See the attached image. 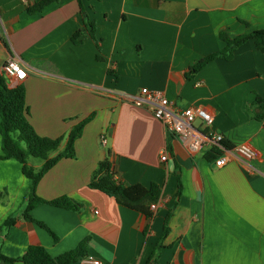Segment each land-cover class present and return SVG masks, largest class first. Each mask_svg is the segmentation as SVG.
<instances>
[{
  "label": "crops",
  "instance_id": "1",
  "mask_svg": "<svg viewBox=\"0 0 264 264\" xmlns=\"http://www.w3.org/2000/svg\"><path fill=\"white\" fill-rule=\"evenodd\" d=\"M82 2L100 50L84 30L76 0H56L31 15L23 0H0V37L11 51L0 40V69L12 56L26 70L20 82L35 132L63 136L95 111L74 142L75 157L58 160L36 187L44 199L68 196L82 204L79 211L49 204L30 211L58 240L19 215L30 179L15 158L0 159V191L6 192L0 223L19 210L1 252L18 257L40 244L57 256L89 237L86 258L147 264L164 216L177 201L157 264H264V124L248 108L256 94L264 96V53L249 40L232 60L217 58L185 76L199 59L224 48L221 32L234 37L264 29V0ZM76 30L82 31L79 44L70 40ZM142 87L162 91L179 107L202 106L213 114L214 130L232 144L251 140L261 158L234 157L215 167L202 153L189 155L150 111L128 101ZM164 149L168 158L161 161ZM105 157L127 183L158 184L160 204L152 218L88 187ZM43 162L28 163L39 168Z\"/></svg>",
  "mask_w": 264,
  "mask_h": 264
},
{
  "label": "trees",
  "instance_id": "2",
  "mask_svg": "<svg viewBox=\"0 0 264 264\" xmlns=\"http://www.w3.org/2000/svg\"><path fill=\"white\" fill-rule=\"evenodd\" d=\"M54 1L56 0H26L24 2V11L30 15L35 14L41 12L48 4ZM76 1L82 17L84 30L96 42V46L100 50L98 39L95 35V23L90 20L82 0ZM243 23L247 24L246 22ZM81 33V30H76L71 35L70 40L73 44L80 43L79 36ZM220 38L225 42L224 48L207 54L190 66L185 73L186 78L191 77L207 63L217 58L227 61L232 60L235 50L249 40H253L255 48L264 53V29L251 30L234 37H229L224 32H221ZM0 40L11 54L6 39L0 37ZM95 58L96 60H102L103 57L97 53ZM110 72L108 70V73ZM25 96L24 84L17 82L12 86L9 85L0 69V135L2 149L0 159L15 158L21 163L22 173L30 179V185L23 196L19 215L25 220L34 222L45 229L56 241L58 240L57 235L44 222L34 219L30 211L34 207L42 204L79 211L82 208V204L68 196H59L50 200L44 199L37 194L36 187L41 177L58 160L61 158L75 157L74 142L80 137L84 125L94 117L95 111L73 125L63 136L56 138L40 136L35 132L28 120L29 108L26 105ZM248 108L253 118L262 121L264 124V96L256 94ZM62 142H64V145L60 148ZM221 143L227 148L233 146L227 139L222 140ZM219 153L217 149H213L204 153V158L208 161H213ZM30 157L42 159L44 162L41 167L34 168L28 163ZM88 187L114 198L119 204L142 213L146 218H152L153 211L150 209V204L158 202L161 196V189L154 182L146 187L140 183L130 184L124 181L113 168L107 157L97 162L91 174ZM180 194L181 183L178 182L176 196L179 197ZM5 197L6 192L0 191V202H3ZM176 204L177 201L173 203L172 207L164 216L162 230L147 258V264H157L160 250L165 247L163 241L170 231L169 221ZM19 215L18 213L11 214L0 223V264H14L15 262H21L23 264H72L87 256L89 237H84L74 248L57 256L50 255L40 244L29 245L25 252L18 257L4 255L1 252L3 237L9 228L15 224Z\"/></svg>",
  "mask_w": 264,
  "mask_h": 264
},
{
  "label": "built area",
  "instance_id": "3",
  "mask_svg": "<svg viewBox=\"0 0 264 264\" xmlns=\"http://www.w3.org/2000/svg\"><path fill=\"white\" fill-rule=\"evenodd\" d=\"M1 70L11 86L27 76V72L19 64V60L12 56L4 62ZM128 101L137 107L150 111L161 122L164 130L174 135L182 143L189 155L204 154L207 151L217 149L220 153L213 160L215 167L226 165L234 157L251 161L262 156L260 148L251 140L237 142L231 148L225 147L221 142L226 138L212 127L213 114L202 106L179 107L162 91L147 87H142L137 93L129 95ZM197 119L201 122L200 127L194 126ZM100 142L103 145L106 143L103 134L100 135ZM167 158L168 151L164 149L160 160L164 161ZM159 204L160 200L151 203L150 209L156 211ZM83 259L90 264L100 263L98 259L86 257Z\"/></svg>",
  "mask_w": 264,
  "mask_h": 264
},
{
  "label": "rangeland",
  "instance_id": "4",
  "mask_svg": "<svg viewBox=\"0 0 264 264\" xmlns=\"http://www.w3.org/2000/svg\"><path fill=\"white\" fill-rule=\"evenodd\" d=\"M199 120L197 119L196 121H195V125H199ZM32 160H39V158H34V157H30L29 159H28V162L29 161H32ZM0 203H4V201L3 202H0ZM22 207V206H21ZM21 209V208H20ZM17 211H19V210H16L15 212H13L12 214H15V213H17ZM11 215V214H10Z\"/></svg>",
  "mask_w": 264,
  "mask_h": 264
},
{
  "label": "water",
  "instance_id": "5",
  "mask_svg": "<svg viewBox=\"0 0 264 264\" xmlns=\"http://www.w3.org/2000/svg\"><path fill=\"white\" fill-rule=\"evenodd\" d=\"M148 264H150V263H148Z\"/></svg>",
  "mask_w": 264,
  "mask_h": 264
}]
</instances>
